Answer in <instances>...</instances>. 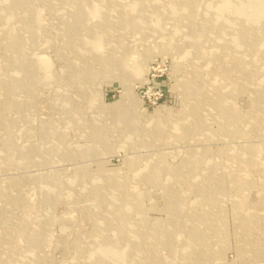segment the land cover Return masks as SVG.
<instances>
[{"label": "rangeland", "instance_id": "rangeland-1", "mask_svg": "<svg viewBox=\"0 0 264 264\" xmlns=\"http://www.w3.org/2000/svg\"><path fill=\"white\" fill-rule=\"evenodd\" d=\"M30 1L35 20L23 7L10 13L13 8L0 0V264H88L81 254L93 248L98 238L93 230L104 227L109 242H115V229L125 221L119 216L132 205L135 225L156 220L159 239L175 233L159 247L156 264H264V17L258 20L245 8L247 14L229 26V15L236 13L227 0H195L193 13L202 17L197 27L202 52L190 55L195 46L188 42L193 31L185 21L187 8L170 22L173 13L164 0H146L148 7L118 15L131 0H119L115 10L105 0H86L98 15L111 19L102 31L108 35L105 46L93 50L77 45L75 37L86 36L98 16L77 14L76 23L85 25L75 27V35L66 32L73 20L66 0ZM254 11L261 14L264 8ZM217 13L222 15L215 18ZM220 17L221 27L215 29L213 21ZM208 18H214L212 24ZM124 22L145 26L143 33L130 27L120 33ZM255 27L261 29L257 34ZM156 28L172 38L169 47ZM66 34L72 51L64 49ZM8 38L17 39L12 47L4 45ZM111 40L117 48H110L113 41L107 46ZM123 49L127 52L120 54ZM118 56L128 57L126 75L85 82L86 67L114 72L110 63ZM200 86L204 93L196 92ZM214 92L224 93L217 106L209 96ZM179 117L182 134L173 124ZM159 124L161 129H154ZM101 135L106 139L96 141ZM179 172L185 173L181 182L166 189L174 183L170 175ZM110 173L130 174L120 195L98 177ZM141 176L151 179L139 182ZM97 193L102 204L116 200L100 224L94 219L101 212L93 200ZM122 195L129 201L123 203ZM177 201L183 204L180 212ZM241 204L244 211L238 212ZM186 216L207 241L205 259L199 256L198 237L196 254L180 257L189 238L182 234ZM247 218L259 222L257 231L249 232L252 245L241 232ZM153 253H135V259L146 264Z\"/></svg>", "mask_w": 264, "mask_h": 264}, {"label": "bare ground", "instance_id": "bare-ground-1", "mask_svg": "<svg viewBox=\"0 0 264 264\" xmlns=\"http://www.w3.org/2000/svg\"><path fill=\"white\" fill-rule=\"evenodd\" d=\"M1 1L3 2V5L5 7L9 5V9H12L13 8V10L10 13H12L14 11V9H16V7H18V8L23 7V8H26L27 9V11H26L28 13L27 17H29L30 19H34V20L37 17V13H36V10L34 8H32V10H33L32 12L31 11L29 12V5L31 4V1L30 0H12V1L11 0H1ZM66 1H67L68 8H71V10H72L71 11L72 12L71 15L73 16V20L72 21H69L68 22V25H67L68 28L66 29V32L68 31V33H73L74 32V34H75V27H77V26L78 27L79 26H82L83 27L85 25V24H83V22L81 20H80V22H77L76 23L75 20H77L76 19V17H77L76 15L77 14H80V16L86 17L87 19H88L89 16L91 17L92 15L93 16L95 15V16H98L99 17V19L96 22H93V23H91L89 25V29H88L89 31L88 32H85L86 36L81 37V36H78V34H77V37H75V40H76L77 45H81L82 43H84L83 45H85L86 49H93V50H96L97 48H99V47H101L103 45L105 46L106 40L108 38V35L105 36V33H103L102 31L105 29V27H108V25H107L108 24V20H111V19H109L108 15H106V16H100L101 14L98 15V13L96 12V8L90 7V5L88 4V1H86V0H66ZM261 1L260 0H255V1L254 0H227V2L233 6L234 12L236 13L235 14V17L229 15L230 18L227 20V24H230L229 26H231V25H233V24L236 23V20H238V18L240 16L246 15L247 13H246V11H244L245 8H247L248 11H250V14H248V15H250V16H252V17H254V18L258 19V20H260V18H263L264 17V14H263L264 12H262L261 14L260 13L257 14L254 11V7H257L259 9L260 6H261V7L264 8V1H263V4H261L262 3ZM103 2H104V0H103ZM119 2H120L119 0H105L104 5L107 4L110 7V9H114L115 10V9L118 8V3ZM194 2H195V0H164V3L166 4V6H168L169 14L171 15L170 12L173 13V17L170 18V19H168V21H170V22L172 20H174L175 16L177 18L180 16V11H182L185 8H187V10L185 11V13H187V15H184L185 16V21H186V23H188L191 26L190 29L193 31V33L189 34V37H188L190 39V41H188V40L187 41L190 44H192V45L195 46V48H194L195 50L191 49V51H190L189 54L191 55V53H195V54L199 55L200 52H202V49L200 48V45H198V44L200 43V40L199 39L202 37V35H201V29L198 30L197 27H199L200 23L198 25V22L201 20L202 17L201 18L200 17L197 18L195 16V14L193 13V8L195 7ZM258 3H260V5H258ZM256 5H258V6H256ZM144 7H148V4H147L146 0H131L128 3H124L123 8L122 7H121V9L118 8V11H117L118 13L116 12V15H118V14H124L125 12L127 14H129V12L130 13H135V12H137V10H140V9L142 10ZM100 10H101V13H102V6H101ZM94 12H96V13L94 14ZM157 15H159V14H157ZM219 15H222V14L221 13H217L215 15V18H217ZM95 16H94V18H95ZM202 16H203V14H202ZM114 17H115V15H114ZM78 19H80V18H78ZM197 19H199V20H197ZM157 20L158 21H161L163 19H162V17H159L158 16L157 17ZM213 20H214V18H208V21H211V24H212V21ZM222 20H223V18L220 17L217 20L215 19V21H213V24L212 25L215 27V29H217V27H221L220 22ZM120 23H122V22H120ZM120 26H121L120 29L122 28V31L120 33H122V34H123V32L128 27L135 29V31L138 32V33H143V29L145 28V26L144 27H137V26L130 25L128 22H124V24L123 25L121 24ZM23 28H24V26H22L21 24H18V29H21L22 30ZM174 28H178V26H174ZM30 29H32V28H30ZM255 30H256V34L261 31L260 28H256V27H255ZM154 31H158V28L154 29ZM240 31L241 30H239V31L237 30L236 35L241 34ZM174 32H176V33H173L172 34L173 37H174V35L178 34L177 31H174ZM158 33H159L158 34V37L161 38V40L163 38H165L164 39V45H165V47H169V45L172 44V41H171L172 38H171V40H168V36H165V37L162 36L163 32H159L158 31ZM17 36L19 37L20 35H17ZM65 36H66V38H65V46H64L65 48L64 49L67 50V51H72L71 44H70L71 42H70V39L68 38V34H66ZM160 36H162V37H160ZM14 38H16L15 35H14ZM14 38L12 40L10 38L5 39V44L4 45L7 46V47H12V45H14V42L17 41V39L14 40ZM179 39L182 40V37L179 38ZM183 39H184V37H183ZM112 41L113 40H111L107 44V46L109 44H111ZM117 45H118L117 42L116 41H113L110 48L111 49L117 48ZM179 47H180V45H179ZM121 48L122 47L119 45V49H121ZM105 51H107V49ZM12 52H13V50H12ZM125 52H127L126 49L125 50L123 49V51L120 54H122V53L124 54ZM14 54H15V52H14ZM126 58H128V57H126ZM126 58L125 57L124 58H120V56H118V58H114L113 61H111L112 63H110V64L113 65L114 66V69L116 70V71L114 70V72H110L109 70H94L92 68L89 69L88 67H86L85 68V74L87 75V78H86L85 82L89 81V79L91 80V78H95L96 76L97 77H100L101 75L108 76V74H111V75H115L117 77L120 76V75H124V74L126 75V73L128 72V68H129V65H128L129 62H128V60ZM12 60L15 61L16 58L14 56H12ZM16 63H18V62H16ZM133 66L136 69L138 67V63L136 62ZM132 69H134V68H132ZM89 73H91V76L90 77H89ZM130 73H132V70L131 69H130ZM86 87L87 86L85 85V83L84 84L83 83L80 84V88L82 89V94H85L86 97H87L88 94H86L85 91H84V89ZM201 88L202 87L200 86V88L197 89L196 92H198V93H204V91H201ZM217 90L219 91L220 89H217ZM221 94H224V93H219L218 94V93L214 92L213 95H209L210 97H212L211 103L213 105H216V104H214V102L217 101V99L219 98V96ZM206 100H209V99H207L205 97V101ZM180 119H182V118L179 117L177 119V121H173L174 126L175 125H179ZM256 119H258L260 121L263 118L262 117H259V118H256ZM251 122H252V120H251ZM261 122L263 123V125H261V126H264V121L262 120ZM194 124H196V123L194 122ZM183 126H182V124H180L178 126V129L180 130V134H182L185 131V127H183ZM2 127H4V126H2ZM154 127H155L154 129H161L162 125L159 124V125H156ZM193 129H195V128H193ZM105 139H106V137L103 136V135H101V138H99L96 141H100V140L101 141H104ZM6 151H8V150L6 149ZM94 151H96V149H92L91 150V152H94ZM91 152H88L87 151L86 153H91ZM5 153H8V152H5ZM13 154H11V155H13ZM0 158H1V156H0ZM251 158H252V156H251ZM197 161L198 160L196 159V160L192 161V163L195 165L197 163ZM251 161H254L255 162L257 160H254L252 158ZM150 166H152V165H150ZM205 171H206V169H205ZM184 174H182V173L179 172V174L176 173V174H174V176L173 175H170V177L173 179L174 183L171 184V185H167L166 186V189H171V187L172 186H175L176 183L181 182L182 179H180V177L183 178ZM129 176H130V174H129ZM129 176L125 175L124 173H115V174L110 173V175L108 174L106 176L103 175V174L98 175V177L101 179L100 181L102 183H104V184H106L108 182L111 183V185L109 187V191L112 190V192H114L115 190H117V191H119V195H120V193L124 192V190H126L127 185L130 182L128 180L129 179ZM143 176H141V178L138 179L139 182H143V181L145 182L147 179L149 180V178H150V176L149 177H146V178L143 177ZM114 179L120 180V182H119L120 184L119 185H123L120 189L118 187H116V184L117 183H115ZM152 179H153V177H152ZM200 180H202V179H200ZM12 182H13V180H12ZM18 189H20V188H18ZM222 189H223V187L218 188V190H215V193L217 194V191H221ZM136 190L137 189H134V191H136ZM131 192H133L132 189H131ZM131 192H129V193H131ZM17 196H18V194H17ZM170 196H171V194H170ZM9 197H11V196H9ZM101 197H102V193H99V194L97 193V195H93V200H95V202H96V206L95 207L98 206L97 209H101V212L99 211V213H98V220L96 218H94L96 220V222H97L96 224H100V223H102V221L105 222V220L107 219V217H109V215L111 214L112 207H114V205L116 203V200H114V199H111V200L108 199V201L106 203H103L102 204V203H100ZM120 198L123 200V203H124V201H127V202L129 201L127 195H122V196H120ZM129 204L127 203L126 206H128ZM174 205L176 206L175 209H177L179 212L182 211V205H183L182 203H180L179 201H177V203H174ZM122 206L123 205H121V207ZM197 209L191 210V213L192 212H195V214L198 215L199 211H197ZM243 209H244L243 208V205L240 206V208H236V210L238 212H240V210H243ZM134 211H136V209H135V206H133V205L131 207H129V208L124 207V210L121 212L122 214L119 217L125 218V221L122 222L123 225L119 229H115V231L117 233L115 234L116 240L113 243H110L109 242V238H108V236L105 233L106 230H105L104 227H103V230H101L100 227H98V228H96V229L93 230V234L97 235L98 238H96V241L93 242L94 246H93V248L90 249V251L88 253H82L81 254L86 259L85 263H88V264H109V263H112V261H115L117 264H144L145 263L144 258L141 261L135 259V253L141 254L144 257H146V255H144V254L150 255L153 252H155V250H156V253L155 254L153 253L154 256L151 257L150 260H149V262L146 263V264H156V262L159 260V258H158V255L159 254L157 253V252H159V247L167 244L168 242L170 243L171 240L175 239V237H174V234L175 233L174 234L173 233L172 234H169L171 237H169L166 240H165V238H160L159 239L158 238V235H156V230L158 229V225H159L158 224V221H156V220H154V221H148V222L143 223V224L140 223L138 225H135L134 222H132L130 220V214L133 213ZM179 212H178V214H180ZM193 216H195V215H193ZM185 219H186V222L185 223H187L188 225L185 226L184 228L181 227V228H183V230H182L183 233L182 234H186V236L187 237L189 236V238H186L185 239L186 241L183 243V244H185V247L183 248L182 254L180 255V257L183 258L184 256H186L188 254H196L195 253V251H196L195 248L198 245L197 239L200 238V243H201V245H203V248L200 249L199 252H201V254L199 256L203 255L204 256V259H205L208 256V255H206V256L204 255V253H206V251L204 249L207 248V246H206L207 241L206 240L203 241L202 236L201 235L198 236L199 234L196 233V230L195 229H193L194 228V224L196 222L192 221L189 216H186ZM170 222L173 223V226L175 228H180L179 226H176L173 221H170ZM83 223H84V221H83ZM242 223H243L242 224V228L243 229H241V232L244 233V234H246L245 236L247 237V240H249L251 242V245H252L253 242H254V237L251 238L252 237V234L249 233V232L250 231H257V229H256L257 227H255V226H257V224L259 222H257V220H252L250 218H247V219H243L242 220ZM261 223L264 224V220ZM167 224H170V223L168 222ZM27 235H28V232H27ZM30 238H32V237H30ZM125 239H127V241H125ZM122 245H124L123 249H122ZM61 247H62V245H61ZM208 250H209V248H208ZM245 250L248 251V247ZM245 250H241L243 254L247 253ZM250 251L256 252L254 248H252ZM4 255H6V253ZM33 255L31 256V253H30V257L33 258ZM46 255H48V254H46ZM203 256H202V259H203ZM15 258L18 260L17 255H16ZM155 258H156V260H154ZM54 259H55V257H54ZM26 261H27V259H26ZM8 263L9 262H7V264ZM188 264H190V262H188Z\"/></svg>", "mask_w": 264, "mask_h": 264}]
</instances>
